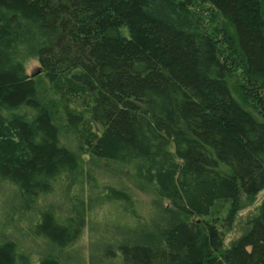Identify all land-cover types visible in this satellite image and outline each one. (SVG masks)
<instances>
[{"label": "trees", "instance_id": "obj_1", "mask_svg": "<svg viewBox=\"0 0 264 264\" xmlns=\"http://www.w3.org/2000/svg\"><path fill=\"white\" fill-rule=\"evenodd\" d=\"M27 52L91 155L169 204L166 228L117 245L121 264H264V201L228 248L218 229L264 189V0H0V264H73L99 208L141 215L61 144Z\"/></svg>", "mask_w": 264, "mask_h": 264}, {"label": "rangeland", "instance_id": "obj_2", "mask_svg": "<svg viewBox=\"0 0 264 264\" xmlns=\"http://www.w3.org/2000/svg\"><path fill=\"white\" fill-rule=\"evenodd\" d=\"M188 9L193 13L201 14L204 25L208 29L215 32L216 29L221 27V18L216 12L214 20H211L213 18L211 13L206 12L205 8L196 7L194 9L190 7ZM24 63L26 74L36 81L42 100L54 114L55 121L59 126L61 144L80 157L85 168L91 169L101 183L127 189L136 200L141 215L138 220L129 219L126 222H119L124 229L121 230L118 223L117 225L113 224L116 221L115 210L111 206L99 208L94 218L88 219L84 223L79 240L62 256L68 258L73 264H121L120 258L116 256L117 245L124 241H136L134 235L136 230L153 231L166 228L172 218L169 214L162 212L161 208L166 209L169 204L167 201L157 198L147 185L136 180L129 169L108 160L94 158L84 144L82 136L67 126L58 93L45 80L36 56L32 52H27L24 56ZM227 79L230 87L233 90L236 89V81L239 79L238 73L234 77L229 75ZM66 92H68V89ZM241 201L242 206L236 212L233 221L230 224H218V229L223 237V248H228L233 241L245 232L247 220L258 212L264 201V189L253 199L242 196ZM188 220L198 221L199 219L190 217ZM126 229L127 231H125ZM13 238L22 247H28L34 254L45 252V245L39 242L22 241L16 236ZM33 257L37 259L38 256L34 255Z\"/></svg>", "mask_w": 264, "mask_h": 264}]
</instances>
